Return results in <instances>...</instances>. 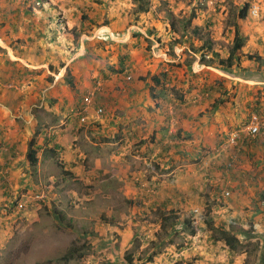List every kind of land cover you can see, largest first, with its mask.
Instances as JSON below:
<instances>
[{
    "label": "crops",
    "instance_id": "1",
    "mask_svg": "<svg viewBox=\"0 0 264 264\" xmlns=\"http://www.w3.org/2000/svg\"><path fill=\"white\" fill-rule=\"evenodd\" d=\"M154 9L139 12L134 0H0V217L48 178L67 187L69 175H96L106 203L129 201L134 236H150L149 227L137 228L149 210L158 228L174 214L176 228L187 211L211 206L219 215L211 221L237 228L239 240L256 241L252 264H264V21L247 14L220 23L217 13L204 18L183 4L168 6L162 20L161 8ZM202 30L214 47L207 61L180 63L182 49L175 46H203ZM236 36L240 58L228 65L230 52L217 48ZM149 45H157L150 61ZM92 94L80 123L75 108ZM256 109L263 111L259 134L226 148L228 133ZM32 140L35 163L27 157ZM7 224L0 222V231ZM188 237L178 255L184 264L196 255L220 261L232 253L221 256Z\"/></svg>",
    "mask_w": 264,
    "mask_h": 264
},
{
    "label": "rangeland",
    "instance_id": "2",
    "mask_svg": "<svg viewBox=\"0 0 264 264\" xmlns=\"http://www.w3.org/2000/svg\"><path fill=\"white\" fill-rule=\"evenodd\" d=\"M171 1L141 0L140 3L143 7L155 6L154 10L161 8L158 10L162 20L166 19L165 13L162 12H166L168 6L170 8L176 6L177 9L183 4L184 7L192 10V12H200L204 18H207L208 12L217 13V22L230 24L238 20L237 15L244 4L248 5L247 14H250V7L256 5L260 8L259 14L256 16L258 22L264 21V0ZM134 2L136 8H140L137 0H134ZM186 17L184 16L180 19H187ZM252 17L248 16L246 18L248 20L247 23L253 22V20H250ZM256 17L254 20H256ZM207 36H210V32L205 30L200 31L198 34V37L202 39ZM196 38L197 36H195ZM170 46L171 50L172 47ZM156 47L157 45L153 47L151 45L147 46L148 56L146 59L148 61L152 59V52ZM175 47L182 49L180 53L182 61L179 62L186 66L187 64L189 66L194 65L197 58L200 59V63L207 61L205 53L208 51L201 49L199 44L193 45L192 43V45L186 44ZM232 47L233 44L217 49L222 54H225L226 52H231ZM212 48L214 49V47H211L209 51H212ZM239 50L235 52L236 59L240 58ZM154 58L157 59V57ZM244 125L246 123L237 128ZM83 175L81 177L80 175L67 176L70 180L66 183L67 187H64V184L60 185L59 182L52 183V178H48L41 182L38 190L30 193L24 191L19 195L16 200L15 210L7 211V213H10L7 218L4 216L0 217V222H8V229H6V225V228L0 231V240L3 243V246L0 245V264H184L186 262L178 256L180 255V249L188 247L191 242L188 237L191 235L188 231H186L188 234H181L184 231L183 226L179 225L171 229L169 226L170 220L167 219L169 215H167L164 217L161 227L158 228V218L154 212L149 210L148 220L141 218L139 220L140 225L137 228L140 229L141 226L149 227L150 236H134L132 230L133 228L135 230L136 226L130 221L133 208L129 201L123 197H117L106 203V200L99 195V183L96 175ZM75 178L77 180H74ZM44 187L47 189L45 199L31 201L28 198L33 196L34 193H40ZM51 193L52 196L55 195L54 198H50ZM73 193L76 194L75 200L68 197V195L71 196ZM83 195L86 196L87 201H83ZM60 196L63 199L58 198ZM22 199L26 200V202H23ZM18 204L23 205L19 206ZM197 209L199 213L201 212L202 228L205 230L204 235L197 237L199 244L205 248L211 246L221 256L226 254V248L222 246L221 242L212 240L214 236L218 237L219 235L215 229L218 224L215 225V221H211V215L219 216L217 208L205 206L201 210ZM194 210L191 209L190 211L193 212ZM190 211L185 214L187 219L192 215ZM203 219L210 221L209 228L203 223ZM179 227L182 229L181 231L178 230ZM210 228L213 229L211 230ZM176 229L178 230L177 233L174 232ZM249 229L250 226L247 230ZM203 230L201 229L200 233H203ZM237 230L235 227L232 229L234 233ZM147 231L144 230L146 233ZM124 241L125 246H123ZM240 241L242 244L237 247V251L229 255L231 256L230 261L229 256L226 255L220 261L215 260L216 258L203 261L202 255H196L195 258L198 259L192 256L188 257V259H195L192 264H223L228 261L231 264H242L240 255L245 250L250 255H246L247 259L243 264H252V260L255 257L254 251L258 246L257 242H244L242 239ZM69 250L71 251V256L69 255L70 258L67 259ZM238 259L240 262H238Z\"/></svg>",
    "mask_w": 264,
    "mask_h": 264
},
{
    "label": "trees",
    "instance_id": "3",
    "mask_svg": "<svg viewBox=\"0 0 264 264\" xmlns=\"http://www.w3.org/2000/svg\"><path fill=\"white\" fill-rule=\"evenodd\" d=\"M141 0H137V3H139V7L138 8V11L139 12H145L146 11V7H143V5H141L140 3ZM36 2L40 3L42 1H39V0H36ZM247 4H244V6L242 7V9L240 10L239 14L237 15V19H245V17L247 16ZM28 13V11L26 12ZM186 23L190 22V20H186L185 21ZM206 39V38H205ZM204 39V40H205ZM210 42L206 39L204 41V45L203 46H200L201 49H205L208 51V53L210 52L209 50H211V46L209 44ZM242 47V42L240 39H238V37L236 36L235 39H234V43H233V47H232V51L229 53L228 57L223 60V62H226V64L228 65H231V62L233 61V57L235 55V52H237L240 48ZM214 57H218V53H215L213 54ZM247 59L248 60H255V61H259L260 58L258 56H252V55H248L247 56ZM122 69H117L116 71H121ZM256 111H258L256 109ZM258 117L260 118V115L263 113V111H258V112H255ZM261 120V119H260ZM33 145H34V141H30L29 143V151H28V154H27V157H28V160L31 162V163H35L36 160H35V155H36V151L33 149ZM228 164V162L226 163V165ZM231 166V164H230ZM229 168V166H227ZM264 198V197H263ZM169 216H167V219L170 220V223H169V226L171 227V229L174 227V225L176 224V217L173 215V214H168ZM192 216V215H191ZM191 216L185 221L183 222V228L185 231H188V233L191 235V236H194V230L192 228V220H191ZM203 223L207 225V227L209 228L210 227V221L206 219H203ZM201 229L203 230L204 228H202V225L200 227V232H201ZM211 230L213 228H210ZM219 235L218 237L216 236H212L213 237V241H220L222 246L225 247L226 249H228L230 252H234V251H237V247L240 246L242 243L240 242V240L235 236V233L232 231V228L231 226L229 228H226V223H220L217 228H215ZM70 250L68 252V255H67V259H69V255L71 256L70 254ZM128 261H130V259H128Z\"/></svg>",
    "mask_w": 264,
    "mask_h": 264
},
{
    "label": "built area",
    "instance_id": "4",
    "mask_svg": "<svg viewBox=\"0 0 264 264\" xmlns=\"http://www.w3.org/2000/svg\"><path fill=\"white\" fill-rule=\"evenodd\" d=\"M260 8L256 5H252L250 7V15L251 16H258ZM92 95L87 96L85 98L84 104L76 107L74 114L79 118L80 123L86 122V113L89 110V107L92 104ZM96 117L99 118L103 114V109L101 107H98L95 109ZM261 120L258 117L257 114H251L249 117L248 122L243 127L237 128L232 130L228 134V138L225 142L226 148H237L239 145H242V143L245 140V137H254L257 136L261 129ZM227 166L230 167V164H227ZM46 191L47 189L44 187L40 193H34L33 196L28 197L31 201H40L42 199H45L46 197ZM225 195H229V193H225ZM261 204L264 205V200L261 201ZM20 206L23 204H19ZM23 207V206H22ZM201 212L199 213L198 209L194 210L192 212L191 220H192V228L194 230L195 236H200V227L202 225V217L200 216Z\"/></svg>",
    "mask_w": 264,
    "mask_h": 264
}]
</instances>
